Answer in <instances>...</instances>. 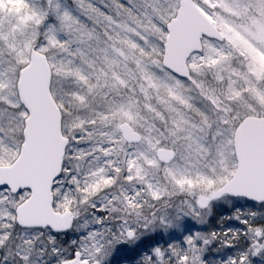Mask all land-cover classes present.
<instances>
[{
  "label": "snow or ice",
  "instance_id": "snow-or-ice-1",
  "mask_svg": "<svg viewBox=\"0 0 264 264\" xmlns=\"http://www.w3.org/2000/svg\"><path fill=\"white\" fill-rule=\"evenodd\" d=\"M24 2L0 14V169L29 164L45 116L51 157L0 175V264H264V176L244 184L240 151L264 130V0ZM224 199L201 235L187 218Z\"/></svg>",
  "mask_w": 264,
  "mask_h": 264
},
{
  "label": "water",
  "instance_id": "water-1",
  "mask_svg": "<svg viewBox=\"0 0 264 264\" xmlns=\"http://www.w3.org/2000/svg\"><path fill=\"white\" fill-rule=\"evenodd\" d=\"M195 29V17L189 12L185 18V23L181 35L176 40V48L183 50L190 41ZM240 151L243 162L246 165L244 184L258 187L264 176V130L255 124H250L244 132L240 141ZM51 157L50 138L46 116L42 118L38 131V140L34 149V154L29 164L23 169H12L5 167L0 169V175L5 172V179H9L17 186L27 182L28 177L42 176L47 171Z\"/></svg>",
  "mask_w": 264,
  "mask_h": 264
},
{
  "label": "rangeland",
  "instance_id": "rangeland-1",
  "mask_svg": "<svg viewBox=\"0 0 264 264\" xmlns=\"http://www.w3.org/2000/svg\"><path fill=\"white\" fill-rule=\"evenodd\" d=\"M22 0H0V14H3L5 17H21L23 13L26 11V5L21 3ZM69 3H71V0H68ZM95 3L98 5L100 4V0H94ZM105 3H107V0H104ZM26 20V16L23 17L20 22L24 23ZM261 63L264 64V60H261ZM232 201L228 199L221 200L217 203V206L212 208L210 212L205 214L202 217V221L200 222V218H192L188 217V220H191V223L196 225V228L200 230L201 235H206L205 230L211 231L212 228L215 226L217 229L222 230L221 228V218L220 219H214L216 214H226L229 212H232ZM243 206L240 208L241 212H244ZM235 211V210H233ZM214 219V220H213ZM229 223H235L234 221H225L223 224V227H227ZM185 221L181 220L177 222V224L174 226L173 230L177 232H185ZM254 239V236L252 237ZM219 252V251H218ZM217 253V251H213L210 249L205 248L203 252L200 253L201 255V264H211L212 255ZM207 256L208 259L205 261L203 260V256Z\"/></svg>",
  "mask_w": 264,
  "mask_h": 264
},
{
  "label": "trees",
  "instance_id": "trees-1",
  "mask_svg": "<svg viewBox=\"0 0 264 264\" xmlns=\"http://www.w3.org/2000/svg\"><path fill=\"white\" fill-rule=\"evenodd\" d=\"M21 3L25 5L24 0H22ZM230 201H232V200H230ZM231 203H232V211H233V210H235V207H234L233 201H232ZM243 207H244V208H243L244 212H247V211L250 210V209L248 208V206H246V205H244ZM256 211L261 212L262 216H264V210H259V209H257ZM220 218H221V215H218V214H216V216L214 217V219H220ZM214 219H213V220H214ZM232 224H233V227H234L235 223H232ZM241 227H242V226H241ZM236 231H239V229H236ZM241 247H243V245H241ZM255 250H256V246L253 245V251H255ZM211 257H212V260H211V262H210L211 264H220V261H221V259H222L221 252H218V251H217V253H215V254L212 255ZM251 258H252V257H250V260H251Z\"/></svg>",
  "mask_w": 264,
  "mask_h": 264
}]
</instances>
